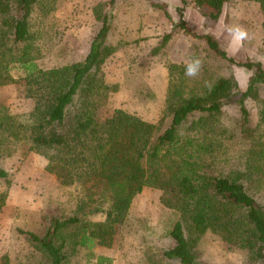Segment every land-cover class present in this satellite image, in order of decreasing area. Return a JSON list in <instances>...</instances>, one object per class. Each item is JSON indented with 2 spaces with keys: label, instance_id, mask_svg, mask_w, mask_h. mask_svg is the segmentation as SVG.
Listing matches in <instances>:
<instances>
[{
  "label": "trees",
  "instance_id": "obj_1",
  "mask_svg": "<svg viewBox=\"0 0 264 264\" xmlns=\"http://www.w3.org/2000/svg\"><path fill=\"white\" fill-rule=\"evenodd\" d=\"M192 1L217 21L231 0ZM256 1L264 12V0ZM56 4L0 0V88L17 82L13 71L18 69L33 104L20 114L0 101V156L43 154L68 196L67 208H49L42 215L41 231L17 227L28 253L15 259L5 253L0 264H71L83 248L90 264H113L112 256L94 248L113 244L133 200L147 187L158 190L161 205L178 215L168 232L171 244L157 253L147 251L149 264H210L200 249L209 232L245 264H264L262 62L229 55L217 37L193 31L182 15L162 46L177 29L200 39L203 51L189 56L202 61L200 73L187 77L185 63L168 64L165 114L157 122L124 106L100 119L119 90L103 69L116 50L108 42L110 19L103 16L83 60L43 67L39 61ZM152 4L171 17L166 3ZM234 66L252 71L246 89H241ZM144 88L149 92L142 95L151 94L149 85ZM247 99L261 102L256 126H250ZM228 105H237L243 115L239 131L222 120ZM8 178L0 166V179L6 182L0 189V211L8 199ZM93 215L100 217L92 220Z\"/></svg>",
  "mask_w": 264,
  "mask_h": 264
},
{
  "label": "rangeland",
  "instance_id": "obj_2",
  "mask_svg": "<svg viewBox=\"0 0 264 264\" xmlns=\"http://www.w3.org/2000/svg\"><path fill=\"white\" fill-rule=\"evenodd\" d=\"M167 3L171 17L152 4L153 0H57L49 27L43 67L60 66L83 60L91 41L108 15L111 29L108 42L115 46V53L103 66L109 82L119 83V90L110 98L99 114L100 119L110 116L117 107H126L152 121H159L165 114L168 85V64L186 63L190 55L203 51L200 39L177 29L163 45L164 37L174 23L182 20L197 33L213 34L229 55L238 60H255L264 66V12L256 0H231L225 5L219 20L207 18L192 0H154ZM242 25L249 33L241 47L232 45L227 32L229 25ZM158 49V50H157ZM207 53V52H205ZM204 53V54H205ZM241 89H246L252 71L234 66ZM17 82L0 88V101L14 112L24 114L33 104L27 97L22 72L14 69ZM149 85L151 94L144 86ZM153 92V93H152ZM264 98V87L260 90ZM142 95V96H141ZM250 126L259 121L261 102L247 99ZM223 122L239 131L243 115L237 105H228L222 113ZM169 125L168 120L163 127ZM22 151V150H21ZM0 156V166L9 173L10 188L6 206L0 211V257L10 253L15 259L28 253L27 244L17 233V227L41 231L42 215L50 208H67V191L58 186L48 170L46 156L35 151ZM6 186L0 179V189ZM264 195V188L261 192ZM160 192L147 187L133 200L129 216L111 246L97 245V254L114 258L113 264H149L147 251H162L171 244L168 235L178 215L164 208ZM99 215H93L92 220ZM201 256L210 264H245L239 253L232 251L218 235L207 233L200 245ZM87 250L81 249L72 257L71 264H90ZM175 264V263H174Z\"/></svg>",
  "mask_w": 264,
  "mask_h": 264
},
{
  "label": "clouds",
  "instance_id": "obj_3",
  "mask_svg": "<svg viewBox=\"0 0 264 264\" xmlns=\"http://www.w3.org/2000/svg\"><path fill=\"white\" fill-rule=\"evenodd\" d=\"M227 32L232 38V45L238 49L243 43L249 39L248 31L239 24L227 26ZM185 76L195 77L200 73L202 68V61L199 58H194L190 62H186L184 65Z\"/></svg>",
  "mask_w": 264,
  "mask_h": 264
},
{
  "label": "crops",
  "instance_id": "obj_4",
  "mask_svg": "<svg viewBox=\"0 0 264 264\" xmlns=\"http://www.w3.org/2000/svg\"><path fill=\"white\" fill-rule=\"evenodd\" d=\"M167 4V3H166Z\"/></svg>",
  "mask_w": 264,
  "mask_h": 264
}]
</instances>
